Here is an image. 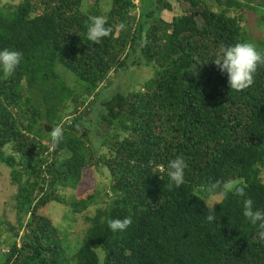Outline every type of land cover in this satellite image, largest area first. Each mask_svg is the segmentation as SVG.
Listing matches in <instances>:
<instances>
[{
  "label": "trees",
  "instance_id": "obj_1",
  "mask_svg": "<svg viewBox=\"0 0 264 264\" xmlns=\"http://www.w3.org/2000/svg\"><path fill=\"white\" fill-rule=\"evenodd\" d=\"M101 1L0 0V49L23 53L11 76L0 72V164L16 187L17 218L0 264H264V240L242 215L245 199L264 210V64L236 92L212 61L223 47L252 43L240 10L263 8L264 23V0H177L188 4L171 19L170 0H140L139 18L132 0L109 10ZM94 16L112 29L98 44L86 36ZM151 64L140 89L102 95L113 73ZM58 125L63 139L54 142L46 127ZM177 156L188 165L179 187L167 174ZM93 165L109 171L107 199L86 216L84 243L67 252L46 209L92 205L96 194L67 200L63 191ZM214 183L232 191L208 192ZM128 216L126 231L108 228Z\"/></svg>",
  "mask_w": 264,
  "mask_h": 264
},
{
  "label": "rangeland",
  "instance_id": "obj_2",
  "mask_svg": "<svg viewBox=\"0 0 264 264\" xmlns=\"http://www.w3.org/2000/svg\"><path fill=\"white\" fill-rule=\"evenodd\" d=\"M170 1H172L173 4V13L164 15L165 19H171V16L174 14L182 13V11L185 10L184 6L188 4L184 2L180 4L177 0ZM257 2H260V0H257L255 3ZM87 4H89V2H87ZM111 4L112 0H103L101 1L100 7L105 10H109L111 8ZM240 11L245 19L243 22L245 27L244 31L247 32V36L253 44H258V39L264 37V23L261 19L263 8L251 9L249 7H244ZM198 23L199 26L202 27L204 24L203 19L198 18ZM156 66L157 65L155 64H151V67L145 66L141 69H134L132 73H126L125 75L123 73L121 75L117 72L113 73L112 77H117L118 79L114 81L112 86H109V84L107 86L104 85L102 87V95L109 96L117 91H127L131 88L140 89L142 86L140 87L136 81H138L139 78H151ZM69 75L73 77L71 72ZM70 83L72 87L76 86L75 82L71 81ZM99 108L100 107L98 105L97 108L94 109L92 114L93 118L96 117ZM85 171L86 170H84V172ZM110 183L111 181L108 169L102 165H93L88 170L87 175H85L82 179L77 189L73 191V189L67 188L63 191L67 200H72L73 198L79 199L91 193L96 194V198L94 199V203L92 205H90L82 213L74 212L73 208L69 204L53 202L47 207V214L51 216L53 222L64 233L66 240L64 244L67 247V252H74L84 243L85 232L89 227L86 216H93L96 213L97 208L105 205L107 199L106 193L109 191ZM15 192L16 187L12 184L10 168L5 164H0V218L3 221V225L0 224V229L3 230V241L0 244V255L8 251L10 243L13 240L12 232L8 233L6 231L8 223L17 225L16 213L13 209L14 199L12 198ZM214 200H219V198H214Z\"/></svg>",
  "mask_w": 264,
  "mask_h": 264
},
{
  "label": "clouds",
  "instance_id": "obj_3",
  "mask_svg": "<svg viewBox=\"0 0 264 264\" xmlns=\"http://www.w3.org/2000/svg\"><path fill=\"white\" fill-rule=\"evenodd\" d=\"M133 11L138 18L140 16V1ZM106 19L103 16L90 17V24L87 29V39L93 43H100L102 38L107 37L112 32V29L106 27ZM125 24L121 22L117 28L125 29ZM23 53L13 49H0V72L4 77L11 76L21 64ZM217 66L218 71L222 75L227 76V83L230 90L240 92L249 88L254 83V75L259 65L264 64V53L258 51L256 46L251 42H238L234 45L226 46L221 49L220 55L212 60ZM51 137L54 142H59L63 139V128L56 126L51 129ZM188 167L186 160L182 156H177L171 159L167 164L168 177L175 186L179 187L185 182V169ZM219 188L220 195L227 197L232 191L231 184H212L206 190L208 192H216ZM243 194V189L236 190ZM218 203V202H217ZM214 203L212 211L207 215L208 222H213L215 216L212 212L215 211ZM242 215L246 220L258 229V236L264 240V210L254 207L252 199H245L243 202ZM133 223L131 216L121 219H114L108 224V228L112 232H123Z\"/></svg>",
  "mask_w": 264,
  "mask_h": 264
},
{
  "label": "built area",
  "instance_id": "obj_4",
  "mask_svg": "<svg viewBox=\"0 0 264 264\" xmlns=\"http://www.w3.org/2000/svg\"><path fill=\"white\" fill-rule=\"evenodd\" d=\"M139 1H140V0H132V2H133L134 4H137V5H138Z\"/></svg>",
  "mask_w": 264,
  "mask_h": 264
},
{
  "label": "water",
  "instance_id": "obj_5",
  "mask_svg": "<svg viewBox=\"0 0 264 264\" xmlns=\"http://www.w3.org/2000/svg\"><path fill=\"white\" fill-rule=\"evenodd\" d=\"M51 129H52L51 126H47V127H46V130H47V131H51Z\"/></svg>",
  "mask_w": 264,
  "mask_h": 264
}]
</instances>
